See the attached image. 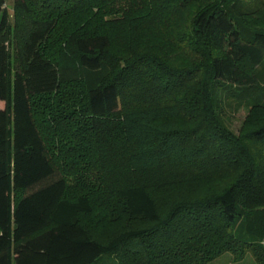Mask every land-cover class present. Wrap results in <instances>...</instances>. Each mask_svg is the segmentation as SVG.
Segmentation results:
<instances>
[{
  "label": "trees",
  "instance_id": "1",
  "mask_svg": "<svg viewBox=\"0 0 264 264\" xmlns=\"http://www.w3.org/2000/svg\"><path fill=\"white\" fill-rule=\"evenodd\" d=\"M12 15L0 0V264H264V123L229 124L264 114V0H13ZM142 173L229 177L161 211ZM98 190L143 225L89 233Z\"/></svg>",
  "mask_w": 264,
  "mask_h": 264
},
{
  "label": "rangeland",
  "instance_id": "2",
  "mask_svg": "<svg viewBox=\"0 0 264 264\" xmlns=\"http://www.w3.org/2000/svg\"><path fill=\"white\" fill-rule=\"evenodd\" d=\"M5 5L9 11V17L12 20V6L13 0H5ZM121 6L116 5L113 11H117ZM259 21V19H254ZM70 24V23H69ZM72 26V25H71ZM62 29V28H61ZM64 29H68L64 27ZM113 45H117V42H113ZM114 47V46H113ZM167 58L172 62L177 64H184L188 62V59L184 55L177 53L175 51H167ZM101 78H97V82H100ZM76 83L79 86L78 91L76 92V101L84 99V92L86 87L89 86L90 81H88L86 76H81L76 79ZM3 106V103H0V107ZM251 115V116H250ZM248 114L247 109L241 108L239 111L233 112L230 116V127L236 133L244 132L250 129L255 125L257 121L264 123V114L259 115L258 112ZM128 176V173L125 174V177ZM150 173H142L138 177L139 181L145 182L148 191L155 198L158 207L161 211L165 209L166 203L174 198H190L192 196H197L204 192H211L218 190L224 184V181L228 179L229 175H223L219 178L213 179H196L189 178L187 180H176L172 178H167L164 176L163 183L154 184L151 179ZM132 178V179H135ZM155 178V176H154ZM119 179V177H118ZM72 188V187H71ZM99 190L91 194L92 197V209L89 213L82 214L79 217L81 223L87 228L89 233L97 234L98 237H106L111 235L118 229L123 227L131 226H141L143 225L140 222H129L126 219L125 212L122 210L120 203L116 201L113 196H103L99 195ZM116 261L113 259L108 261L105 264H115ZM104 264V263H103ZM210 264H255L253 257L250 254L244 256L241 260H233L230 254H223L218 259L212 261Z\"/></svg>",
  "mask_w": 264,
  "mask_h": 264
}]
</instances>
